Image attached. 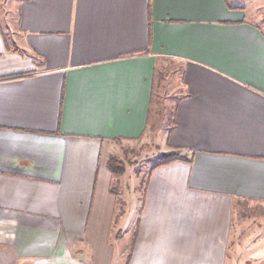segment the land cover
Returning a JSON list of instances; mask_svg holds the SVG:
<instances>
[{"label": "crops", "instance_id": "1", "mask_svg": "<svg viewBox=\"0 0 264 264\" xmlns=\"http://www.w3.org/2000/svg\"><path fill=\"white\" fill-rule=\"evenodd\" d=\"M152 136L187 160L138 198L107 164ZM259 209L264 0H0V264L250 263Z\"/></svg>", "mask_w": 264, "mask_h": 264}, {"label": "rangeland", "instance_id": "2", "mask_svg": "<svg viewBox=\"0 0 264 264\" xmlns=\"http://www.w3.org/2000/svg\"><path fill=\"white\" fill-rule=\"evenodd\" d=\"M240 3H244L248 5V2L250 0H238ZM250 20L254 21L252 18L249 17ZM180 69V68H179ZM167 101L165 103V100L163 99V97L161 98V101L159 102V113H155L153 115V130H155L158 133V137H161L163 135L162 132H164L168 127H171L172 124L175 121V103H176V99L174 98V96L172 95L171 91L170 93L167 90ZM164 94V95H166ZM162 105L165 107L163 108ZM161 107L163 109H161ZM153 135L154 132H153ZM157 138L156 136H152L147 138H142L140 140H138L135 143H130L127 144V146H125L124 149H122V153H120L121 155L117 156V155H111V156H116L117 158L121 159L125 165V173L122 177H119L117 179H119V181L125 180L126 181V189L124 190L127 193H134L133 190H136L138 198H141L143 191H144V187H145V182L147 179V175L150 171V169L156 165L159 164V161L161 159V157L165 154L168 153H163L161 152V148H159V146H157ZM174 151V150H173ZM172 152V151H171ZM169 152V153H171ZM117 179H114V183L116 184L118 182ZM124 194V193H123ZM122 194V195H123ZM136 194H134L132 198H136L137 197ZM122 199V198H121ZM126 201L128 200V198H124ZM125 200L122 199V205L125 204ZM135 201H132V204H134ZM121 204V203H120ZM126 205V204H125ZM124 206V205H123ZM124 209H126V211H129V205L127 204V208L124 207ZM134 212V210H132ZM133 212H131V216L130 218L133 216ZM252 212H258L257 210H253ZM260 212H263V217H264V210L263 209H259V214ZM242 216H247L246 212L242 213ZM249 217L252 216V214L248 215ZM130 218L127 219V224L129 225V229L124 230L126 231L125 233H120V238L119 237H114V239H112L113 245L115 247H121L123 243H129L134 235V222L132 223L133 227L130 225ZM136 219V218H135ZM256 220V217H252L250 218L251 224L252 222L254 223V221ZM237 221V218H235V222ZM260 221V219H259ZM246 231L243 234H238L237 235V239L236 240H241V241H245L246 243L248 242H252L255 239V235H254V231L255 229H245ZM259 241H263L264 242V229H259ZM261 253H264V248L262 250ZM233 254H237L240 253L239 249L237 251H232ZM248 250L246 251L247 254ZM249 252H252V254H247L246 255V259H251L250 263L246 262L244 264H264V258H260L259 260L258 257L256 256V252L255 250H249ZM126 253V251H125ZM127 255V254H126ZM244 258V259H245ZM235 262L238 258H232ZM126 256L123 258L122 257V264H126ZM249 261V260H247Z\"/></svg>", "mask_w": 264, "mask_h": 264}, {"label": "trees", "instance_id": "3", "mask_svg": "<svg viewBox=\"0 0 264 264\" xmlns=\"http://www.w3.org/2000/svg\"><path fill=\"white\" fill-rule=\"evenodd\" d=\"M183 160H187V158L184 155H182L181 151L180 150H174L171 153L163 155L159 161V164L156 165V167L168 165V164H171L173 162L183 161ZM107 165H108L109 171L115 177L123 176L125 171H126L123 161L121 159L117 158L116 156H111L110 159L108 160ZM123 205H125V204H123ZM136 239H137V232H135V234H134V241Z\"/></svg>", "mask_w": 264, "mask_h": 264}]
</instances>
